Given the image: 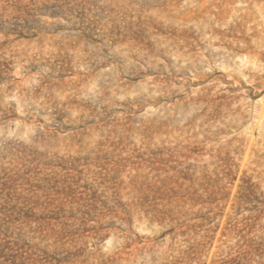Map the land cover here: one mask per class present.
<instances>
[{
	"label": "rangeland",
	"instance_id": "374dc122",
	"mask_svg": "<svg viewBox=\"0 0 264 264\" xmlns=\"http://www.w3.org/2000/svg\"><path fill=\"white\" fill-rule=\"evenodd\" d=\"M235 1L0 0V264H264V0Z\"/></svg>",
	"mask_w": 264,
	"mask_h": 264
},
{
	"label": "bare ground",
	"instance_id": "6f19581e",
	"mask_svg": "<svg viewBox=\"0 0 264 264\" xmlns=\"http://www.w3.org/2000/svg\"><path fill=\"white\" fill-rule=\"evenodd\" d=\"M236 1H237V0H236ZM236 1H235V2H236ZM260 1H261V0H260ZM259 6H260V5H259ZM261 8H262V10L264 9L263 6H262ZM253 10H254V8H253ZM235 11H236V10H235ZM257 11H258V10H257ZM257 13H258V12H257ZM259 13H261V12L259 11ZM255 14H256V13H255ZM255 14H253V15H255ZM262 14H263V13H262ZM262 14H261V16H262ZM253 15H252V16H253ZM256 15H257V14H256ZM231 17H232V16H231ZM263 19H264V18H263ZM263 19H262V20H263ZM260 22H261V21H260ZM260 25H261V24H260ZM261 28H262V27H261ZM263 28H264V25H263ZM257 33H258V32H257ZM258 59H259V60H264V53H260V54L258 55ZM258 59H257V60H258Z\"/></svg>",
	"mask_w": 264,
	"mask_h": 264
}]
</instances>
